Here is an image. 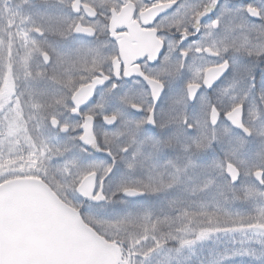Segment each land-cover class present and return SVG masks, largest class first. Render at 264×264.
<instances>
[{"label": "snow or ice", "instance_id": "1", "mask_svg": "<svg viewBox=\"0 0 264 264\" xmlns=\"http://www.w3.org/2000/svg\"><path fill=\"white\" fill-rule=\"evenodd\" d=\"M58 4L67 11L54 7L36 19L18 10L5 27L14 28L15 17L26 23L40 54L36 75L68 90L55 99L67 116L55 109L48 114L57 143L44 150L72 178L81 201L99 206L120 198L143 206L179 192L197 169L201 191L217 184L215 171L223 187L243 192L236 200L244 211L173 200L179 206L161 215L117 214L110 224L117 233L143 228L133 239L115 240L119 264H152L161 253L221 235L231 237L230 248L199 264H264V0ZM126 9L131 24H114ZM133 25L151 46L128 57L121 37ZM15 80L9 48L0 87L18 106ZM87 176L93 177L90 191L80 186ZM172 212L183 226L171 227ZM164 225L168 232L160 230Z\"/></svg>", "mask_w": 264, "mask_h": 264}, {"label": "water", "instance_id": "2", "mask_svg": "<svg viewBox=\"0 0 264 264\" xmlns=\"http://www.w3.org/2000/svg\"><path fill=\"white\" fill-rule=\"evenodd\" d=\"M92 181L81 188L90 191ZM0 258L5 264H119L120 252L43 184L16 181L0 187Z\"/></svg>", "mask_w": 264, "mask_h": 264}, {"label": "rangeland", "instance_id": "3", "mask_svg": "<svg viewBox=\"0 0 264 264\" xmlns=\"http://www.w3.org/2000/svg\"><path fill=\"white\" fill-rule=\"evenodd\" d=\"M10 19L13 18L12 13L9 10L0 11V60H2V62L0 61V72L4 70V65L7 59L8 47L10 43L8 35L12 29H6L4 24ZM10 48H12L11 43ZM19 83V80L16 79L15 84L19 85ZM75 90L76 89H73V91ZM67 91L68 90L66 89L65 92ZM16 93L18 92L16 91ZM2 96L9 99L12 108L16 109L20 107V103L17 106L15 96L12 95L9 89L0 87V98ZM19 112L20 109L15 110L13 112L15 116L12 115V117L10 116V118H7V120L11 123V126L9 128L1 126V120L8 117V114L5 113L2 116L3 118L0 119V185L10 180L20 178H38L43 181H46L47 184H49L52 189H54V191L59 195V197L62 198L64 202H66L70 206L76 207L82 212V216H84L85 219L87 218L86 222L90 223L91 226L96 229V231L100 234L101 237H104L110 243L115 242V240L118 239L125 241L133 239L134 236L133 238L128 236L126 230L120 229L117 233V229L110 226L111 223H106L99 219L96 214H90V212H87L91 209V207L87 206L88 204H85L84 202L80 201L75 196L72 178L68 177L66 173L60 170V165H55L53 163V153L50 152L49 154L46 151H38L33 148L31 144L27 145V147H24L21 146L20 142L16 141L15 138L5 137V134H7L8 132L7 130H10L11 134L15 136L20 134L19 137L21 138L27 135L28 129L24 126L22 127L19 125ZM211 173L214 175V177H218L217 172L213 171ZM189 174L194 173L190 172ZM84 178H82L81 181ZM191 185L192 181H188L186 186L190 187ZM237 193L243 194L242 191ZM237 193L232 194L236 196ZM218 195L220 196V194ZM249 201L257 202V198L252 197ZM124 203L125 202L122 199L117 198L113 200L112 203L105 204L106 206L101 209V212L108 214V212L112 210L113 207H115V210H122V212H125V208L123 206ZM81 205H83V207H81ZM109 214V217H111L112 213Z\"/></svg>", "mask_w": 264, "mask_h": 264}, {"label": "flooded vegetation", "instance_id": "4", "mask_svg": "<svg viewBox=\"0 0 264 264\" xmlns=\"http://www.w3.org/2000/svg\"><path fill=\"white\" fill-rule=\"evenodd\" d=\"M100 6H105L106 4H111L113 0H92ZM61 8L64 11H67L66 5L58 4V0H0V8L2 10H9L12 13H16L18 10H22L24 13L31 12L36 19H40V15L46 10L51 8ZM130 9H126L123 13L117 15L114 18V24H120L122 21H127L131 24V21L128 19V14ZM11 40L14 44L13 47V62L15 75H26L28 69L31 70L32 76L29 78L24 76L22 78V84L16 85V88H40L38 93L41 97L32 96L29 98V102L32 104L33 109H38L40 112L33 113L37 117L45 119V135L43 137L36 136V139H33V146L38 150L45 151V145L54 146L57 143L56 134L49 126V113L55 110L64 112V109L61 105H55V99H58L66 93V88L61 84L54 83L50 80L44 79L41 76L36 75L37 72L41 69L40 54L35 50L36 45L32 43L33 39H36L29 31L28 25L22 23L19 17H15V27L11 29ZM28 33V35H25ZM55 37H49L50 41L56 40ZM121 40L123 42V49L125 54L128 57L135 56L142 49L148 48L151 46L150 38L137 29L134 25L132 26L131 31L125 33ZM37 44H40L41 47H46V45L40 40H36ZM63 46V45H61ZM25 57L28 58V67H25ZM259 71V70H258ZM30 79V82H29ZM43 84H39V83ZM50 82V83H49ZM80 84L79 79L76 80V87ZM74 87V89H76ZM53 105V107H49ZM65 117L67 113L64 112ZM90 207V206H89Z\"/></svg>", "mask_w": 264, "mask_h": 264}, {"label": "trees", "instance_id": "5", "mask_svg": "<svg viewBox=\"0 0 264 264\" xmlns=\"http://www.w3.org/2000/svg\"><path fill=\"white\" fill-rule=\"evenodd\" d=\"M229 195H226L225 198L217 197L215 194L211 193L208 196L207 201L201 200L200 198H195V203L210 205L212 207H220L225 209L226 211H234L239 209L240 211H244L245 209L242 207L237 200L230 199ZM201 200V201H200ZM226 217H220L221 220ZM203 219V218H199ZM161 231H165L166 228L161 226ZM231 237H226L221 235L220 237H212L206 241L197 243L195 246L191 248L181 249L179 253H176L173 250L172 253H161L159 256L154 257L152 260V264H199L201 260H210L214 259V254H217L221 251H224L230 248L229 240ZM175 246H173V249Z\"/></svg>", "mask_w": 264, "mask_h": 264}]
</instances>
